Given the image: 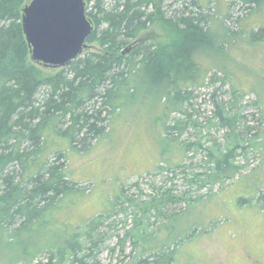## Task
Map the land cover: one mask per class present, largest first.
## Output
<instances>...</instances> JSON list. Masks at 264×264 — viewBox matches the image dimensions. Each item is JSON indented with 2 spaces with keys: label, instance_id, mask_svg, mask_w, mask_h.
Instances as JSON below:
<instances>
[{
  "label": "rangeland",
  "instance_id": "rangeland-1",
  "mask_svg": "<svg viewBox=\"0 0 264 264\" xmlns=\"http://www.w3.org/2000/svg\"><path fill=\"white\" fill-rule=\"evenodd\" d=\"M200 1L212 16L215 42L198 57L208 72L205 82L189 86V98L181 110L173 111L163 85L143 72L134 74L133 88L126 92L130 96L88 148H74L65 137L57 140L65 148L66 175L85 188L65 196L49 212L44 228L37 232L41 245L75 228L82 230L86 221L107 213L103 226L107 240L98 264L131 262L143 252L169 244L177 250L175 264H264V208L256 205V198L247 203L239 200L248 198L252 190L256 195L264 190V182L258 183L261 188L253 184V189L251 181L254 175L264 180V38L257 37L264 36V32L259 35V28L264 29V0L260 4ZM177 38L174 29L156 22L138 40L164 46ZM97 48L96 42L87 47ZM41 68L46 74L59 70ZM226 102H232L229 110L232 105L234 110L241 108L243 120L256 129L241 136V146L234 151L240 173L211 184L204 181L211 167L208 148L213 149L215 141L226 145V129L218 126L213 113L216 103ZM179 119L186 121V127L173 144L165 138L166 128ZM182 142H200V146L186 150ZM169 196H176V201L164 204L159 213L145 205ZM135 234L141 235L137 246ZM120 238H125L122 245ZM46 258L43 254L38 261Z\"/></svg>",
  "mask_w": 264,
  "mask_h": 264
},
{
  "label": "trees",
  "instance_id": "trees-1",
  "mask_svg": "<svg viewBox=\"0 0 264 264\" xmlns=\"http://www.w3.org/2000/svg\"><path fill=\"white\" fill-rule=\"evenodd\" d=\"M25 1L0 0V264H34L36 259L37 264H98L107 240L103 230L107 213L51 243L41 245L37 240L49 212L65 196L85 188L66 175L65 148L57 140L65 137L74 148H88L130 96L126 93L133 88L130 80L140 72L163 85L173 111L181 110L191 93L186 92L188 87L205 82L208 73L198 57L214 46L212 16L200 0H86V13L94 25L87 42H96L98 48L86 49L67 66L46 74L41 64L29 60L22 26ZM156 22L174 29L178 38L164 46L138 40ZM263 32L260 27L259 35ZM230 103H216L213 113L218 126L226 129V145L215 141L214 148H208L211 167L204 181L211 184L240 173L234 151L241 146V136L256 129L243 120L241 108L227 109ZM185 124L179 119L169 125L166 140L177 144ZM182 143L186 150L200 146V142ZM252 178L253 189V184L264 182L259 176ZM175 197L159 202L154 198L145 205L159 213ZM255 198L256 205L264 208V190L259 195L252 190L239 200L247 203ZM128 235L127 231L125 238ZM140 237L135 234L136 246ZM125 238H120L121 245ZM176 251L163 245L116 264H175ZM43 254L46 261H38Z\"/></svg>",
  "mask_w": 264,
  "mask_h": 264
},
{
  "label": "water",
  "instance_id": "water-1",
  "mask_svg": "<svg viewBox=\"0 0 264 264\" xmlns=\"http://www.w3.org/2000/svg\"><path fill=\"white\" fill-rule=\"evenodd\" d=\"M86 4V0H30L23 7V32L34 62L60 68L84 53L94 30Z\"/></svg>",
  "mask_w": 264,
  "mask_h": 264
}]
</instances>
